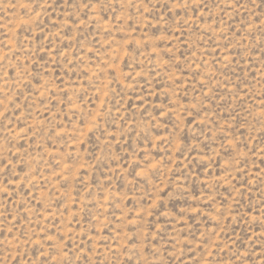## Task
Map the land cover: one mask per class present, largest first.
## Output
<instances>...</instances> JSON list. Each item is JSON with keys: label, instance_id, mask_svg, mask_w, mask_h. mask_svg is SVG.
<instances>
[{"label": "rangeland", "instance_id": "obj_1", "mask_svg": "<svg viewBox=\"0 0 264 264\" xmlns=\"http://www.w3.org/2000/svg\"><path fill=\"white\" fill-rule=\"evenodd\" d=\"M0 264H264V0H0Z\"/></svg>", "mask_w": 264, "mask_h": 264}]
</instances>
